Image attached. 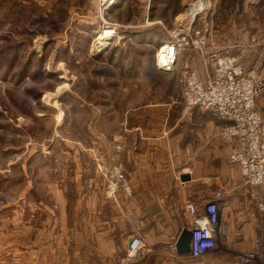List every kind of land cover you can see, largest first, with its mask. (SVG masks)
Listing matches in <instances>:
<instances>
[{
	"label": "crops",
	"instance_id": "obj_1",
	"mask_svg": "<svg viewBox=\"0 0 264 264\" xmlns=\"http://www.w3.org/2000/svg\"><path fill=\"white\" fill-rule=\"evenodd\" d=\"M256 51L247 48L242 60L252 61ZM198 58L192 61L201 70ZM173 102L167 100L163 110L151 101L133 113L101 114L86 135L64 131L59 145L48 148L29 150L25 138L19 145L6 137L12 151L0 150V241L9 247L0 250V263L236 264V252L253 249L261 217L246 196L239 167L229 162L222 120L200 107L185 115L182 103ZM256 106L264 122V94ZM107 119H115L112 129L103 127ZM116 167L126 175L127 189L113 200L105 170ZM184 173L190 178L182 182ZM211 200L221 204L228 253L198 260L166 251L190 225L186 205L201 214ZM138 234L142 258L125 262L128 241Z\"/></svg>",
	"mask_w": 264,
	"mask_h": 264
},
{
	"label": "rangeland",
	"instance_id": "obj_2",
	"mask_svg": "<svg viewBox=\"0 0 264 264\" xmlns=\"http://www.w3.org/2000/svg\"><path fill=\"white\" fill-rule=\"evenodd\" d=\"M107 28L112 35L102 37ZM175 34L190 44L203 36L206 47L250 43L264 35V0H0V150L12 151L6 137L25 138L29 150L59 145V133L86 135L96 116L151 101L163 110L175 99L182 113L180 63L200 59L198 48L184 45L172 72L154 68ZM8 247L0 241L1 251Z\"/></svg>",
	"mask_w": 264,
	"mask_h": 264
},
{
	"label": "built area",
	"instance_id": "obj_3",
	"mask_svg": "<svg viewBox=\"0 0 264 264\" xmlns=\"http://www.w3.org/2000/svg\"><path fill=\"white\" fill-rule=\"evenodd\" d=\"M196 3L200 4L199 8ZM196 3L189 13L192 17L203 7V2ZM187 37L179 38V34H175L174 39L159 47L155 60L158 69L164 73L175 70L180 49L190 44ZM206 42L205 37L196 35L190 44L192 48H198L201 70L191 59L186 58L180 63L184 85L183 112L200 107L223 121L219 132L221 140L232 149L229 162L239 167L246 196L261 217L255 247L250 251L236 252L234 261L236 264H264V195L260 193L264 184V122L256 106L258 98L264 94V35L252 39L250 43L245 41L224 47H206ZM247 48H257L256 56L249 62L242 60L243 53H234L237 49ZM105 175L108 196L116 200L117 193L127 189L126 175L118 167L105 170ZM186 207L192 217L188 227L191 232L189 252L185 255L178 253L177 238L164 249L174 256L198 260L227 254L228 248L224 243L227 229L221 221L220 202L208 201L201 214H197L191 203ZM143 247L141 235L131 236L123 260L138 262L142 258Z\"/></svg>",
	"mask_w": 264,
	"mask_h": 264
},
{
	"label": "water",
	"instance_id": "obj_4",
	"mask_svg": "<svg viewBox=\"0 0 264 264\" xmlns=\"http://www.w3.org/2000/svg\"><path fill=\"white\" fill-rule=\"evenodd\" d=\"M190 178V175L187 173H184L179 176V179L184 182L185 180H188ZM191 237V232L188 228L182 229L180 234L178 235L176 239V247L177 251L181 255H185L189 252L190 246H189V241Z\"/></svg>",
	"mask_w": 264,
	"mask_h": 264
},
{
	"label": "bare ground",
	"instance_id": "obj_5",
	"mask_svg": "<svg viewBox=\"0 0 264 264\" xmlns=\"http://www.w3.org/2000/svg\"><path fill=\"white\" fill-rule=\"evenodd\" d=\"M199 7H200V5H198ZM197 6V7H198ZM112 33H113V31L111 30V28H107V29H105V34H104V32L102 31V37H107V36H110V35H112ZM159 57V56H158ZM156 65H157V63H156ZM158 66H161V65H159L158 64Z\"/></svg>",
	"mask_w": 264,
	"mask_h": 264
}]
</instances>
